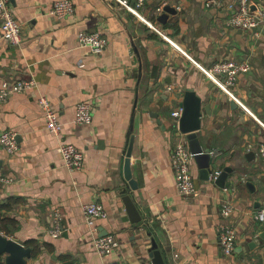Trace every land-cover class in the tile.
<instances>
[{
	"label": "crops",
	"instance_id": "1",
	"mask_svg": "<svg viewBox=\"0 0 264 264\" xmlns=\"http://www.w3.org/2000/svg\"><path fill=\"white\" fill-rule=\"evenodd\" d=\"M9 1L21 41L0 38V84L32 79L34 85L0 100V133L14 131L19 145L13 155L0 147V171L13 178L0 185V203L9 201L3 215L17 222L11 234L1 233L32 249L27 264H152L153 242L168 264H264V221L256 219L264 203V157L256 152L264 143V0H250L262 17L257 36L228 26L224 7H205L206 0H144L138 10L144 20L114 1L71 0L74 13L61 20L49 14L57 0ZM166 7L174 13L162 23ZM81 30L107 39L100 55L77 44ZM219 60L250 63L231 88L243 106L196 64L209 69ZM188 88L202 101L197 133L212 151L211 169H229L228 186L209 184L193 156L196 197L177 193L170 163L179 134L170 114ZM39 95L62 123L58 136L45 127ZM79 102L92 103L90 124L74 123ZM131 123L134 190L123 172ZM63 141L83 152L80 170L63 165L57 150ZM124 195L139 209L140 222L129 220ZM90 202L101 203L107 216L87 221L82 206ZM223 202L234 208L227 220L220 215ZM55 209L62 233L52 237ZM225 221L236 235L227 256L218 235ZM106 234L119 246L101 257L93 241Z\"/></svg>",
	"mask_w": 264,
	"mask_h": 264
},
{
	"label": "built area",
	"instance_id": "2",
	"mask_svg": "<svg viewBox=\"0 0 264 264\" xmlns=\"http://www.w3.org/2000/svg\"><path fill=\"white\" fill-rule=\"evenodd\" d=\"M108 3L118 2L128 11L138 18H144L139 13L144 0H137L134 6L129 5L125 0H105ZM205 7L223 6L227 15L226 23L228 26L243 31L253 32L257 36L258 27L262 21V17L255 13L252 9L250 0H206ZM163 10V6L157 8V12ZM74 13V3L71 0L55 1L49 11L57 20L66 18ZM150 28L159 32V30L151 23L147 22ZM0 38L10 44H18L21 41V24L14 18L13 10L9 0H0ZM77 44L79 46L88 47L93 55H100L107 45V39L100 31H84L81 30L77 34ZM199 69L208 76L222 91L227 93L231 98L235 99L243 106L232 94L231 88L235 86L239 77L248 72L251 68L249 62H237L233 60H219L215 62L211 68L206 69L196 63ZM32 79H19L2 81L0 84V100H5L8 96L25 91L33 87ZM168 91H172L173 87L168 86ZM37 103L41 108L45 120L46 129L55 136L62 132V123L58 120V115L53 108L50 100L45 95H39ZM183 107L178 104L171 111L173 126L177 130L178 137L171 149L170 163L174 173V183L177 193L181 196L196 197L199 194L198 187L192 177L190 162L193 154L190 152L184 134L179 130V119L181 117ZM92 121V103L79 102L74 109V123L90 124ZM0 147L7 155H13L19 149L16 140V133L12 130H6L0 133ZM250 151L253 146L247 145ZM58 153L62 158L63 165L70 172H76L83 167L84 154L76 146L69 142H60ZM257 154L264 157V143L259 144ZM221 171L212 170L208 175V183L214 184ZM12 177L0 171V185L10 184ZM233 206L230 203L223 202L220 207L221 218L227 220L233 213ZM83 216L87 221L93 218H104L107 216L105 209L101 203L90 202L82 206ZM62 219L59 209H55L52 218V225L49 233L52 237H57L62 233ZM256 219L260 222L264 221V203L256 213ZM219 245L223 255H231L235 248L236 235L230 223L227 221L221 223L218 228ZM96 253L101 257H106L111 251L119 246V240L114 234H106L97 237L93 241ZM72 264H79L73 262Z\"/></svg>",
	"mask_w": 264,
	"mask_h": 264
},
{
	"label": "water",
	"instance_id": "3",
	"mask_svg": "<svg viewBox=\"0 0 264 264\" xmlns=\"http://www.w3.org/2000/svg\"><path fill=\"white\" fill-rule=\"evenodd\" d=\"M174 13L173 9L166 7L164 13L160 14L158 20L164 23L168 19V14ZM183 111L179 119V130L185 135L189 150L193 154L195 161L200 169V177L203 180H208V175L212 171V151L208 148H203L198 138V131L201 128V116H202V101L193 89H186L183 93L181 101ZM154 116L158 117V114ZM133 125L131 123L129 128V142L125 151L124 158V178L127 181V189H136V182L131 179V170L129 166L131 151L133 147L132 132ZM1 163V161H0ZM229 169H224L214 182V185L224 187L225 179L227 177ZM123 204L125 206L127 215L131 223H137L141 221V214L136 204L130 195H124L122 197ZM152 251L150 257L152 258V264H168L162 251L156 249V243L153 242ZM32 257V249L26 245L8 238L6 235L0 232V264H27V260Z\"/></svg>",
	"mask_w": 264,
	"mask_h": 264
},
{
	"label": "trees",
	"instance_id": "4",
	"mask_svg": "<svg viewBox=\"0 0 264 264\" xmlns=\"http://www.w3.org/2000/svg\"><path fill=\"white\" fill-rule=\"evenodd\" d=\"M9 201L0 203V232L4 234H11L16 228V220L3 215L4 212L9 210Z\"/></svg>",
	"mask_w": 264,
	"mask_h": 264
}]
</instances>
